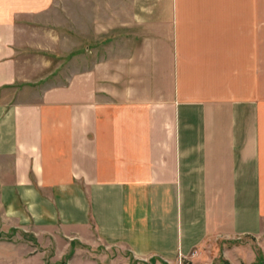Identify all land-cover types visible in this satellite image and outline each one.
Listing matches in <instances>:
<instances>
[{
	"label": "crops",
	"instance_id": "0c3cea01",
	"mask_svg": "<svg viewBox=\"0 0 264 264\" xmlns=\"http://www.w3.org/2000/svg\"><path fill=\"white\" fill-rule=\"evenodd\" d=\"M54 2L0 0V230L82 244L67 264L264 244V0H114L96 64L28 98L26 22Z\"/></svg>",
	"mask_w": 264,
	"mask_h": 264
},
{
	"label": "rangeland",
	"instance_id": "374dc122",
	"mask_svg": "<svg viewBox=\"0 0 264 264\" xmlns=\"http://www.w3.org/2000/svg\"><path fill=\"white\" fill-rule=\"evenodd\" d=\"M119 1L123 8L129 6V0ZM113 9L114 0H55L38 20L26 22L27 45L21 54L24 84L29 88L26 97L38 98L53 86L66 85L74 71L86 70L96 64L98 13ZM0 239L12 242L0 249L4 253L0 254V264H67L74 250L82 245L75 242L69 245L67 239L55 242L48 234L35 236L31 231L14 227L0 230ZM241 241L229 244V258L224 257L220 242L217 246L209 245L210 258L206 260L212 264H258L264 261L262 242L259 245L255 238ZM242 244L244 248L239 247ZM236 246L239 248H234ZM67 250L65 256L58 257ZM110 257L115 264H134L123 250H114Z\"/></svg>",
	"mask_w": 264,
	"mask_h": 264
},
{
	"label": "trees",
	"instance_id": "16d2710c",
	"mask_svg": "<svg viewBox=\"0 0 264 264\" xmlns=\"http://www.w3.org/2000/svg\"><path fill=\"white\" fill-rule=\"evenodd\" d=\"M258 264H264V261H259Z\"/></svg>",
	"mask_w": 264,
	"mask_h": 264
}]
</instances>
